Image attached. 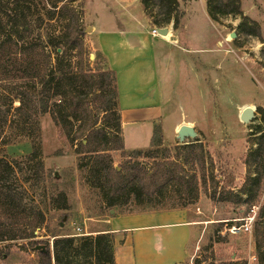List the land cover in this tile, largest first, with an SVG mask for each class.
I'll list each match as a JSON object with an SVG mask.
<instances>
[{
  "label": "trees",
  "instance_id": "obj_1",
  "mask_svg": "<svg viewBox=\"0 0 264 264\" xmlns=\"http://www.w3.org/2000/svg\"><path fill=\"white\" fill-rule=\"evenodd\" d=\"M76 1L0 0V241L33 239L44 228L45 210L33 204L37 198L29 190L44 205L49 200L56 210L71 208L68 190L53 177L50 184L46 182L41 122L46 114L65 131L79 157L77 170L85 172V182L98 191L109 211L130 205L148 209L171 199L174 207H186L197 201L200 180L207 187L214 179V172L206 173L208 150L203 141L179 144L173 152L162 147L161 127L155 130L152 149L125 150L117 73L101 51L94 60L88 54L86 29ZM141 1L153 25L173 24L179 29L184 16L180 0ZM208 12L225 26L227 19L240 18L238 33L257 37L264 44L260 24L244 14L241 0H208ZM258 112V138L247 153L251 170L243 193H223L221 200L239 202L246 196L243 200L250 203L264 188V108ZM22 137L30 140L31 153L24 160H10L5 149ZM113 150H121L125 157L120 170L110 154ZM143 153L153 160L151 169L135 160ZM24 183L30 186L24 187ZM31 220L33 225H29ZM259 228L255 236L261 253L264 229L259 232ZM51 237L53 242H46L39 252V264H117L112 232L72 236L54 231ZM259 256L264 264V254Z\"/></svg>",
  "mask_w": 264,
  "mask_h": 264
},
{
  "label": "rangeland",
  "instance_id": "obj_2",
  "mask_svg": "<svg viewBox=\"0 0 264 264\" xmlns=\"http://www.w3.org/2000/svg\"><path fill=\"white\" fill-rule=\"evenodd\" d=\"M41 1L36 0L38 3ZM190 2L191 0H180L183 13L187 11ZM262 2L261 17L264 19V0ZM74 4L82 12L88 54L94 56L100 52L97 38L91 28L92 22L95 21L94 13L97 19L110 20L111 12L113 14L119 12L117 8L119 4L113 0H77ZM243 5L250 15L256 14L255 10L248 6V0H243ZM199 7L201 12L194 16L195 26L190 25L182 29L180 40L189 38L186 45L182 42L183 46L187 49L211 47L221 49L218 44L220 41L224 42L225 50L219 52L220 55L217 57L209 56V53L186 51L178 40L179 30H174L173 24L167 26L171 29V36L158 45L159 55L169 60V71L167 75L162 74L164 108L167 112L165 115L167 122H164L165 135L168 140L175 136L172 130L173 123L185 118V114L189 120L188 125L194 129V134L184 137L179 134V139L168 143H164L163 138L162 147L170 148L174 152V148L179 144L203 141L208 150L209 162L206 173L208 175L214 172V179L208 182L207 187L200 180L197 201L186 207H174V199H171L165 204L148 209L130 205L114 210L118 213L183 210L187 217L198 221L193 227L182 264H221L223 261L236 264H262L259 254H264V247L260 253L255 232L258 226L259 232L264 229L262 225L264 216L261 215L264 206V188L250 203L243 200L246 196H243L239 202L231 198L221 200L220 197L223 193L236 191L243 193V186L251 170L246 161L247 153L252 142L258 138L257 126L261 118L258 109L264 108V65L262 64L264 44L259 38L249 36L245 32L239 34L240 23L233 24L237 20L226 23L222 39L221 29L216 26H206L207 23L202 16L203 9L200 5ZM96 11H99L98 14ZM182 23L183 20L179 29ZM52 24L57 22L52 21ZM55 30L58 32L59 27ZM232 32L237 33L236 38L231 37ZM195 35L198 36L196 39H190ZM226 50L229 51L226 53ZM101 66L106 68L104 63H101ZM247 105H252L256 109V117L249 125L240 119V112ZM41 122L46 182L50 184V179L53 177L56 182L61 183V188L68 190L71 208L66 211L56 210L54 206L49 205V200H46L44 205L40 201L41 197L35 191L29 190V194L37 198L32 200L33 204L45 210L44 228L38 230V233H35L37 237L33 239L0 241V264H39V252L45 249L46 242L52 240L54 231L73 233L75 226H85V222L107 220L111 215L112 209L109 211L101 203L98 191L85 182L83 177L85 172L81 173L77 170L79 157L68 142L65 131L55 124L50 114L43 116ZM127 145L131 147L130 140ZM128 147L125 148L127 152L132 150L145 152L155 146L152 142L151 146L146 148ZM31 151L30 140L22 137L8 145L5 154L10 160H24L25 155ZM110 154L113 156L116 169L120 170L125 159L123 152L113 150ZM135 160L147 163V168L151 169L153 160L144 153ZM52 171L53 175L50 177ZM198 174L201 179L202 175ZM19 177L23 178L21 174ZM23 186L29 187L30 184L24 183ZM252 217H255L252 232L231 231L233 226L241 227ZM33 221L26 223L33 225L35 223ZM62 223L65 224V230H62Z\"/></svg>",
  "mask_w": 264,
  "mask_h": 264
},
{
  "label": "crops",
  "instance_id": "obj_3",
  "mask_svg": "<svg viewBox=\"0 0 264 264\" xmlns=\"http://www.w3.org/2000/svg\"><path fill=\"white\" fill-rule=\"evenodd\" d=\"M113 1L119 4L117 7L119 12L115 14L111 12L110 20L97 19L94 13L95 21L92 22L91 28L97 38L99 50L107 58L109 67L117 73L125 148L128 147L129 140L131 147L128 148L150 147L157 127L162 129L164 143L179 139L178 129L189 121L186 114L182 120L174 121L172 130L175 136L171 140L166 138L164 129L167 112L164 108L162 74L167 75L169 60L159 55L158 45L167 38L154 35L153 30L159 27L153 25L141 0ZM241 3L244 14L259 22L264 38V19L261 17L262 0H248V6L256 12L254 15H250L249 11L245 10L243 0ZM199 5L203 9L202 16L207 23L206 26H216L221 29L223 39V29L226 26L216 23L210 17L208 0H191L182 18L181 28L177 29L179 42L182 29L190 25L195 26L194 16L201 12ZM98 12L96 11L97 14ZM230 20H237L233 23L234 25L241 21L229 18L226 23ZM197 37L195 35L190 39ZM182 42L186 45L189 38H183L181 41V46L185 48ZM218 44L221 49L211 47L185 48V50L209 53V56L217 57L220 55L219 52L225 50L224 42L219 41ZM227 51L229 50H226V53ZM110 213L107 220L85 222V226L73 227V233L64 232L72 236L112 232L115 236L114 249L117 264H182L192 237L193 227L198 224V221L187 217L183 210L131 213H118L111 210ZM50 242H53V238Z\"/></svg>",
  "mask_w": 264,
  "mask_h": 264
},
{
  "label": "water",
  "instance_id": "obj_4",
  "mask_svg": "<svg viewBox=\"0 0 264 264\" xmlns=\"http://www.w3.org/2000/svg\"><path fill=\"white\" fill-rule=\"evenodd\" d=\"M90 28V27H89ZM157 32L161 35V36H168L170 33V29L169 27H162V28H158ZM231 37L236 38L237 37V33L236 32H232L231 33ZM95 56H91V59H94ZM256 117V109L252 106V105H247L245 106L242 111L240 112V119L242 120V122H244L246 125H249L254 118ZM178 132L181 136H186V135H193L194 134V129L188 125V124H183L179 129Z\"/></svg>",
  "mask_w": 264,
  "mask_h": 264
},
{
  "label": "built area",
  "instance_id": "obj_5",
  "mask_svg": "<svg viewBox=\"0 0 264 264\" xmlns=\"http://www.w3.org/2000/svg\"><path fill=\"white\" fill-rule=\"evenodd\" d=\"M153 33L154 35L156 36H161L158 32H157V29H154L153 30ZM255 217H252L250 218L249 220H246V223L243 224L241 227H237V226H233L231 228V231L233 233H237V232H240V231H247V232H252V229H253V221H254ZM38 233V231L36 232V234Z\"/></svg>",
  "mask_w": 264,
  "mask_h": 264
},
{
  "label": "bare ground",
  "instance_id": "obj_6",
  "mask_svg": "<svg viewBox=\"0 0 264 264\" xmlns=\"http://www.w3.org/2000/svg\"><path fill=\"white\" fill-rule=\"evenodd\" d=\"M171 36V32L169 33V35L168 36H166V38H169Z\"/></svg>",
  "mask_w": 264,
  "mask_h": 264
}]
</instances>
